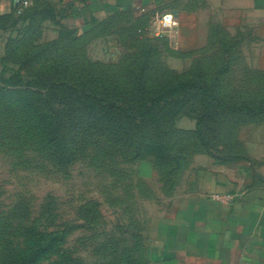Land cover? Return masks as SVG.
I'll return each mask as SVG.
<instances>
[{"label": "rangeland", "instance_id": "1", "mask_svg": "<svg viewBox=\"0 0 264 264\" xmlns=\"http://www.w3.org/2000/svg\"><path fill=\"white\" fill-rule=\"evenodd\" d=\"M250 4L149 0L137 11L115 6L103 21L78 29L63 16L22 20L33 10L30 0L24 12L0 21V82L13 71H45L39 50L60 36L56 53L74 59L83 74L82 83L71 84L131 113L120 130L114 125L118 132L73 127L77 111L66 114L54 138L69 149L58 159L41 139L53 131L43 135L36 112L0 101V264H21L36 249L35 264L198 262L188 250L191 235L184 236L195 222L199 228V204L190 197L201 193L208 172L246 163V133L263 123L231 111L264 106V12ZM165 12L175 14L177 26L156 36L151 26ZM178 83L194 88L166 92ZM160 96L165 101L149 118L145 105ZM54 108L62 117L63 107ZM234 195L208 197L228 204Z\"/></svg>", "mask_w": 264, "mask_h": 264}, {"label": "crops", "instance_id": "2", "mask_svg": "<svg viewBox=\"0 0 264 264\" xmlns=\"http://www.w3.org/2000/svg\"><path fill=\"white\" fill-rule=\"evenodd\" d=\"M42 2L55 11L57 19L63 16L74 27L85 29L106 19L115 6L137 11L149 0ZM249 7L264 12V0H251ZM15 13L12 0H0V21L16 17ZM0 27L4 26L0 24ZM156 27L157 24L151 26ZM246 135L247 151L242 152L246 163L229 164L225 169L208 172L201 193L190 197L199 204L196 213L199 228L195 222L193 229L189 226L185 229L184 236L187 239L191 235L194 245L188 250L193 260L198 261L196 264H264V119L262 124L250 126ZM216 192L235 195L231 202L222 204L208 197Z\"/></svg>", "mask_w": 264, "mask_h": 264}, {"label": "trees", "instance_id": "3", "mask_svg": "<svg viewBox=\"0 0 264 264\" xmlns=\"http://www.w3.org/2000/svg\"><path fill=\"white\" fill-rule=\"evenodd\" d=\"M36 2L37 0H32L33 7H31L33 10L24 13L22 15V20L27 18L31 20L36 14H39L40 20L47 18L53 19L56 17L55 11L51 9L50 6L45 5L42 1L40 2V5H37ZM26 8L21 12H24ZM63 42L64 39L59 36L56 40H53L40 48L39 58H43L42 55H44L45 61L42 65V67L45 68V71H42V73L26 75L20 73V71H13L8 75L6 78L7 80L0 82V101H7L14 105L16 104L34 110V112H36V121L39 122L38 125L43 126V135L47 136L51 133L50 131H53V133H51L53 136H51V139L48 137L41 139L44 146H46L51 154L53 153L58 159H60V155H66L65 150L69 149L65 147V144H62V139L54 138V136H56L54 135L55 131L59 129L62 122H64L63 117L66 116V114L72 115L77 111V118H74L71 122L73 127L83 125L82 128L100 127L101 129L107 128L106 130L114 129V125H117L116 127L120 130L122 117L131 114L130 109L122 103L107 100L103 96L97 97L90 92L78 89V87H74L75 85L73 86L71 84L70 81H74L76 84L82 83L83 80H80L82 78L79 79V77H83V74L79 71L78 65L74 59H70L68 56H64L61 53H56V51L59 52V47ZM140 76H142V73ZM136 83L140 84L142 87L144 85L142 78L137 80ZM192 87L194 88L192 83H178L175 86L169 87L166 92L177 94L180 91H186ZM197 88L200 92L207 90L200 86ZM162 96L150 103H146V116L149 118L153 117L154 112L152 110L157 102L159 100L165 101V98ZM201 105L205 108V117H209V110L204 100L201 101ZM54 106L63 107V111H61L63 115L62 117L58 118L59 114L56 115L57 112ZM255 107L253 106L252 108L248 104L243 105V107L232 106L231 111L249 112V116H261L264 119V106L262 112ZM52 114L54 116H52ZM109 115H113V120L109 119ZM81 117H83V119H80ZM199 122L201 123L202 119L199 120ZM198 126L200 125L198 124ZM118 129L114 130L118 132ZM198 132L203 141L205 137L204 134L202 131L200 132V130H198ZM217 140L218 143H220L222 137L220 138L218 136ZM235 157L239 156L232 154L231 158ZM140 245L142 246V244ZM39 254V249L33 250L30 252V256H24L21 258V261L23 260L21 264H35Z\"/></svg>", "mask_w": 264, "mask_h": 264}, {"label": "built area", "instance_id": "4", "mask_svg": "<svg viewBox=\"0 0 264 264\" xmlns=\"http://www.w3.org/2000/svg\"><path fill=\"white\" fill-rule=\"evenodd\" d=\"M12 4L17 12H21L24 8L29 6L30 0H12ZM154 21L158 25V27L150 29V32H152L156 36L165 34V32H169L177 26L176 16L172 12L162 13L161 15L156 16ZM227 198H229V196L215 197L217 201L222 202L226 201Z\"/></svg>", "mask_w": 264, "mask_h": 264}]
</instances>
